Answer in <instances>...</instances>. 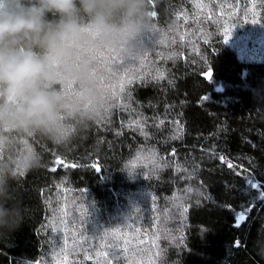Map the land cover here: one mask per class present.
Returning a JSON list of instances; mask_svg holds the SVG:
<instances>
[{"label": "trees", "instance_id": "1", "mask_svg": "<svg viewBox=\"0 0 264 264\" xmlns=\"http://www.w3.org/2000/svg\"><path fill=\"white\" fill-rule=\"evenodd\" d=\"M152 12L135 59L97 69L100 119L21 139L40 164L0 198V264H264V0Z\"/></svg>", "mask_w": 264, "mask_h": 264}, {"label": "clouds", "instance_id": "2", "mask_svg": "<svg viewBox=\"0 0 264 264\" xmlns=\"http://www.w3.org/2000/svg\"><path fill=\"white\" fill-rule=\"evenodd\" d=\"M151 23L152 0H0V198L15 167L40 164L22 138L63 146L69 122L101 118L104 55L135 56Z\"/></svg>", "mask_w": 264, "mask_h": 264}, {"label": "snow or ice", "instance_id": "3", "mask_svg": "<svg viewBox=\"0 0 264 264\" xmlns=\"http://www.w3.org/2000/svg\"><path fill=\"white\" fill-rule=\"evenodd\" d=\"M152 15L155 16L156 13L155 12H152ZM252 23L253 24H256L257 21H252ZM235 26L236 25H234L233 27H235ZM231 32H232L231 29L226 30L224 42H227L228 41L229 37L231 36ZM132 58L135 59V56H133ZM204 75H205V77L207 79H212V72L210 70L208 72L204 73ZM61 163H63V161H61V160L58 159L57 160V164H61ZM65 166L67 167V165H65ZM72 167H76V165H72ZM94 167L96 168L97 171H100L98 165H95ZM229 167H232V165H229ZM52 171H56V169L53 168ZM243 218H244L243 215H241L240 219H243ZM142 243H143V241H142ZM107 255H108V253H105V256H107ZM109 264H111V262H109Z\"/></svg>", "mask_w": 264, "mask_h": 264}, {"label": "rangeland", "instance_id": "4", "mask_svg": "<svg viewBox=\"0 0 264 264\" xmlns=\"http://www.w3.org/2000/svg\"><path fill=\"white\" fill-rule=\"evenodd\" d=\"M250 48V47H249ZM247 52V51H246Z\"/></svg>", "mask_w": 264, "mask_h": 264}]
</instances>
